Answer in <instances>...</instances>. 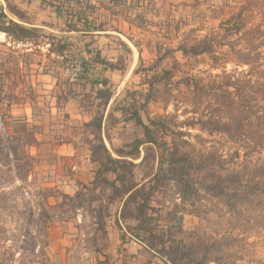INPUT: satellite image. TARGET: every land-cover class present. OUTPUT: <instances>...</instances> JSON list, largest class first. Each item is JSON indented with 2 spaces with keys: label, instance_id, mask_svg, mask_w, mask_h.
Instances as JSON below:
<instances>
[{
  "label": "rangeland",
  "instance_id": "1",
  "mask_svg": "<svg viewBox=\"0 0 264 264\" xmlns=\"http://www.w3.org/2000/svg\"><path fill=\"white\" fill-rule=\"evenodd\" d=\"M45 3L41 21L51 31L0 44V264H172L177 247L206 264H264V0H97L88 13L109 32L103 51L75 10L55 22L54 4ZM193 47L207 52L183 54ZM98 56L117 70L104 76ZM74 59L98 84L79 101L98 121L74 133L91 154L104 143L128 162L102 177L122 176L120 192L92 185L101 169L92 161L89 185L71 164L52 175L35 140L47 122L9 116L36 73L54 71L68 84ZM136 112L161 148L145 145L133 158L131 145L145 139ZM174 151L190 165L185 194L168 168ZM157 174L141 221L138 203L124 208L123 189L149 191Z\"/></svg>",
  "mask_w": 264,
  "mask_h": 264
},
{
  "label": "crops",
  "instance_id": "2",
  "mask_svg": "<svg viewBox=\"0 0 264 264\" xmlns=\"http://www.w3.org/2000/svg\"><path fill=\"white\" fill-rule=\"evenodd\" d=\"M0 1L2 4L0 5L4 8L3 11L15 23L32 31L52 30L41 21L48 14L47 9H50L45 3L47 0H14L13 2L8 0L11 5L17 7L23 18L10 13L6 0ZM50 17L55 22H63V18L67 22V15L65 17L55 11L50 13ZM91 31V36L95 35L98 50L103 51L105 45L107 48L109 40L103 36L108 35L109 32L102 31L101 28ZM60 32L62 35L67 34L62 29ZM2 37H5V41H2ZM9 39H11L10 36L0 32L1 45L7 43ZM16 43L21 42L17 41ZM103 72L104 76H107L111 70L104 69ZM85 77L79 81H69L65 85L62 82V74H56L54 71L36 73L32 77V88L34 89L24 96L18 105L11 107L9 116L13 120L22 119L28 124H37L38 119L45 120L48 128L41 134H36L35 140L38 142L40 150L46 149L48 152L37 151V158L51 160L52 166L46 168L52 175L57 174L59 169V173H63L64 168L66 169L67 165L71 164L70 169L72 168L78 173L77 177L80 178V182L84 183L85 181V184L89 185L93 177V173L87 174L89 170L93 171L91 152L85 149L84 142L78 139L74 133L77 128H86L94 121L90 109L81 106L79 101L95 96L98 84ZM65 185L68 184L65 183Z\"/></svg>",
  "mask_w": 264,
  "mask_h": 264
},
{
  "label": "trees",
  "instance_id": "3",
  "mask_svg": "<svg viewBox=\"0 0 264 264\" xmlns=\"http://www.w3.org/2000/svg\"><path fill=\"white\" fill-rule=\"evenodd\" d=\"M8 4V9L11 14H14L16 16H20L23 18V16L20 14L21 12L17 9L16 6L11 5L9 2ZM0 19L4 22L0 23V32L5 33L8 36H12L16 41L18 42H23L25 40H28L25 36L27 34H30L31 32H34L32 30H29L14 21H12L9 16L3 11V7L0 8ZM75 13H78V19H77V24L81 23L83 29H92V30H98V28L95 27L94 23L90 21L89 19V13L86 11L83 12H78L75 11ZM182 52L184 55H195L199 56L207 52V48H201V47H193L189 50L187 49H182ZM97 60L100 62V64L106 66L108 70L115 71L117 68L112 64L109 63L108 61L105 60H100L99 56L97 57ZM100 97L103 96V91H99L97 93ZM109 99L110 96L109 95ZM135 123L139 125L140 127L143 128L144 131V140H136L132 145V152L131 156L133 158H137L138 155L140 154V149L141 147L145 145H153V146H158V148H161V145L158 143L154 131H152V128L146 124H144L141 116L139 115L138 112L135 113L134 119ZM95 120L94 122L97 123ZM92 122V124L94 123ZM92 124L90 126H92ZM155 125V123H152ZM98 129L101 131L102 130V122H100L97 125ZM164 147L167 148V144H164ZM167 150V149H165ZM121 153V152H120ZM97 154H102L104 155L103 158H97ZM170 162L168 165L169 171L171 173V176L174 181L178 183V185L181 188V191L185 194L189 188V183L188 180L190 179V165L188 164V158L184 155H180L177 151H174L170 155ZM91 161L93 163H98L100 165V171L96 175V178L92 185L97 188L100 187V184H104L106 186L112 187L116 192H120L119 187L117 186L116 181H122L124 178L120 175L117 176L115 181L108 180L107 178L104 179L102 178L105 173L113 172L115 174H118V170L115 168L117 166H125L128 164L126 161H121L114 159L112 155L110 154L109 150L107 149L106 145L103 143L97 147H95L92 150L91 154ZM115 166V167H114ZM164 168V163H160V170H163ZM161 181V176L157 174L154 178V183L155 185L149 189V191H146L145 186L139 187V185H132L131 187L126 186L123 189V194L128 195L130 194V198L128 202L126 201L124 204V208H126L129 205V202L134 201L138 203V210L140 211V217L141 221H145V216L147 210H149L150 207V200L152 198V193L155 192V190L158 188L160 185ZM123 214V213H122ZM122 220H125V217L123 215L121 216L120 220H117V223L120 224ZM135 237L140 243H143L142 240L144 238L141 237V235L135 234ZM142 238V240H141ZM173 261L172 264H206L205 259H200L196 258V253L194 252L193 249H184L181 247H177L173 253Z\"/></svg>",
  "mask_w": 264,
  "mask_h": 264
},
{
  "label": "built area",
  "instance_id": "4",
  "mask_svg": "<svg viewBox=\"0 0 264 264\" xmlns=\"http://www.w3.org/2000/svg\"><path fill=\"white\" fill-rule=\"evenodd\" d=\"M53 3L56 12L66 16L73 9L78 12L90 11L97 6V0H47ZM64 75L70 81H79L87 75L86 65L81 59L71 60L64 69Z\"/></svg>",
  "mask_w": 264,
  "mask_h": 264
}]
</instances>
